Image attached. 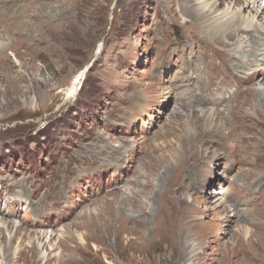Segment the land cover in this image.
I'll return each instance as SVG.
<instances>
[{
    "label": "rangeland",
    "instance_id": "obj_1",
    "mask_svg": "<svg viewBox=\"0 0 264 264\" xmlns=\"http://www.w3.org/2000/svg\"><path fill=\"white\" fill-rule=\"evenodd\" d=\"M196 1L0 0V264H264V34L190 38ZM220 2L207 20L255 15ZM246 89L258 131L239 133L227 98ZM194 133H228L226 152L195 161Z\"/></svg>",
    "mask_w": 264,
    "mask_h": 264
},
{
    "label": "bare ground",
    "instance_id": "obj_2",
    "mask_svg": "<svg viewBox=\"0 0 264 264\" xmlns=\"http://www.w3.org/2000/svg\"><path fill=\"white\" fill-rule=\"evenodd\" d=\"M191 1V0H189ZM222 1V0H221ZM257 1V3L259 4L258 0H237V2H240L241 5L245 4L246 6H253V3H255ZM219 4H222L220 2V0H212L210 2V0L207 1H199V2H195V6L193 5V2L190 3V6H192V17L193 20L195 21V23L193 24V26L190 28V38H194L195 36H197L198 34L204 32L205 35L207 37H210V42L207 41V45L210 46H214V45H222V43L225 42L226 40V46H228L229 44H231V46L233 45V43H231L230 41H232L234 39V36L236 35L235 33L239 32V31H248L251 30L250 32L255 33L257 35V40L259 42L260 37H259V33L264 34V27H259V29H257L256 27H252L253 26V21L254 18L257 16V14L259 13L262 15L261 19H264V7H259V8H255L252 7L250 9V11H254L255 15L250 18V19H246V20H242L241 19V14L240 12H238L235 16L232 17H225V14H221L220 16H217V19L214 21H210L209 19L207 20L208 14L209 13H213V11L216 12L215 9H210L204 6L205 5H210V7L213 6H218ZM219 12V11H218ZM228 16V15H227ZM193 21V22H194ZM225 23H229V26H227L226 28H223V25ZM240 24H242V26H240ZM249 43H253L252 41H249ZM251 45L249 44V47ZM235 49V47H233ZM250 50V49H249ZM254 50V49H253ZM239 51H242V48L239 49ZM252 51V50H251ZM253 53V52H252ZM222 57L224 59L230 60L232 59L233 64H235L236 66L239 65V60L235 59L237 57L235 56H230L228 54H224L222 55ZM83 71H80L72 80L71 82V87L76 88L79 86V83L82 81V75ZM247 92H243L242 90H240L236 95L234 94L233 96L227 98L228 101V116L231 115L232 121H233V128L238 131L239 133H247V132H253V131H258V128L256 126V123L254 122L253 119L249 118L244 112L243 109L245 108V105L248 102H256V100L259 102V99H257V92L253 91V90H248L246 89ZM243 97H240L242 96ZM259 98V97H258ZM263 100V99H262ZM264 102V101H263ZM262 103V102H261ZM227 111V110H226ZM219 114V113H218ZM226 114V113H225ZM216 117V116H215ZM190 118V117H189ZM223 118V117H222ZM225 118V117H224ZM200 119L203 120L202 116L200 117ZM227 119V118H226ZM229 121V120H228ZM199 123V122H198ZM230 123V122H229ZM187 125V124H186ZM191 128V127H190ZM213 128V127H212ZM218 128V127H216ZM210 130V129H209ZM205 131V129L203 130ZM208 131V130H207ZM262 131V129H261ZM211 132V131H210ZM234 132V131H233ZM223 134V133H222ZM221 134V136H222ZM226 134V133H225ZM233 134V133H232ZM230 134V135H232ZM200 135V134H199ZM198 133L195 135L194 133V138L192 141L194 142H189L188 145L191 146L192 148V152L189 155L194 156V159L196 161V154H205L206 158H211L214 157L218 152H226V148H225V140L228 139L229 135L228 133L226 134V136H222V138L219 137H207L206 133H203L200 135V137L198 138ZM220 135V134H219ZM224 135V134H223ZM247 135V134H246ZM252 136V134H250ZM239 138V137H238ZM237 139V138H236ZM242 140V139H241ZM197 145H200V148L203 149V151H205L206 153H201L200 150H194ZM214 145V147H213ZM121 148V147H120ZM120 148H116V152H118L117 157L113 156L114 160L112 161L114 164V166L116 167H122L119 166L121 160L126 156L123 155V158H119L121 154V150ZM207 149H210L211 152H209ZM123 151V150H122ZM231 151V150H230ZM112 152V151H111ZM114 153V152H113ZM111 154V153H110ZM219 154V153H218ZM114 155V154H113ZM218 156V155H217ZM231 156H235L234 153L231 154ZM230 157V156H229ZM125 159V158H124ZM234 160V159H233ZM132 159L130 157H128L127 162H131L132 163ZM92 163L93 164H97V159H92ZM185 163V162H184ZM234 163L235 162L234 160ZM118 165V166H117ZM179 165V164H178ZM177 165V166H178ZM180 167V166H178ZM146 174H148V171H146ZM178 175V174H177ZM147 176V175H146ZM176 176V174H175ZM177 177V176H176ZM127 180H125L126 182ZM167 186V191L165 189H163V192H165V194H168L167 198L163 197L161 199V204L159 206V216H158V220H160L161 218L165 219L167 218L168 222H170V230L171 232L174 230V232H176L175 226L176 224H179V220H175L172 218L173 216V211L170 210V206H169V199L170 197H172L171 195L173 194H181L182 189L185 188L184 184L182 182H180V176H178L177 178H173L169 181ZM184 187V188H183ZM117 189V188H116ZM115 189V190H116ZM157 192V191H156ZM54 194V193H52ZM100 194V193H99ZM102 194V193H101ZM107 194V193H106ZM56 197V196H55ZM97 197V196H96ZM53 198V197H52ZM58 198V197H56ZM126 198V197H125ZM174 198V197H173ZM55 199V198H54ZM159 199V198H158ZM172 199V198H170ZM56 201V200H55ZM108 202V201H107ZM183 203V202H182ZM121 204V203H120ZM182 205V204H181ZM188 205V204H187ZM191 205V204H190ZM182 207V206H181ZM190 207V206H189ZM95 208V207H94ZM188 208V207H187ZM139 209V208H138ZM177 210V209H176ZM177 212V211H176ZM147 214V213H146ZM176 215V214H175ZM191 216V215H190ZM95 217V216H94ZM192 217V216H191ZM197 220V219H196ZM178 222V223H177ZM181 222V221H180ZM182 226H185L189 229V227L191 226H196V224L198 223H193L190 221L189 216L185 219H183V221L180 223ZM12 226L16 228V230L19 229V225H16L14 222H12ZM165 226V225H164ZM162 226V233L169 234V232L167 230H169L168 226H166V228ZM21 227V226H20ZM179 227V226H178ZM165 228V229H163ZM192 228V227H191ZM181 230V229H180ZM11 231V230H10ZM184 233V232H183ZM24 234L28 235V233L25 231L24 229ZM41 234V233H39ZM192 234V231H191ZM36 235V234H35ZM185 235V234H184ZM189 235V234H188ZM193 235V234H192ZM46 236V235H45ZM195 236V235H194ZM186 236H184L185 238ZM193 237V236H192ZM187 238V237H186ZM189 238V237H188ZM28 244V243H27ZM194 249V246L192 247V251ZM235 249V248H234ZM234 249H232V251H234ZM188 254V252H187ZM186 253H184L181 257L177 256V264H184V258H186ZM170 260L168 262H171L172 259L169 258Z\"/></svg>",
    "mask_w": 264,
    "mask_h": 264
}]
</instances>
